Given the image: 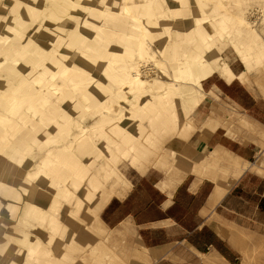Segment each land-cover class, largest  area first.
<instances>
[{"label": "bare ground", "instance_id": "1", "mask_svg": "<svg viewBox=\"0 0 264 264\" xmlns=\"http://www.w3.org/2000/svg\"><path fill=\"white\" fill-rule=\"evenodd\" d=\"M101 1L115 5L98 11ZM179 1L0 0V264H79L82 245L73 242L90 233L85 218L107 229L100 211L130 190L120 163L143 167L139 159L163 128L195 129L191 115L206 96L202 79L216 71L226 83L246 85L253 68L264 66V38L242 12L219 11L226 10L221 0H213L209 14L194 16L189 29L180 21L172 34L164 19L176 14ZM214 39L232 46L247 75L227 64L211 66L215 54L207 45ZM142 63L153 64V76L141 71ZM172 65L186 73L185 82ZM237 124L253 131L246 119ZM214 128L211 120L201 132ZM173 155L162 150L147 161L167 173ZM205 160L218 170L209 178L197 175L195 186L211 180L214 205L252 166L216 148ZM181 169L179 181L189 172ZM140 245L93 262L150 264Z\"/></svg>", "mask_w": 264, "mask_h": 264}, {"label": "rangeland", "instance_id": "2", "mask_svg": "<svg viewBox=\"0 0 264 264\" xmlns=\"http://www.w3.org/2000/svg\"><path fill=\"white\" fill-rule=\"evenodd\" d=\"M235 1L236 0H221V4L223 5V7L226 8V10L222 8L223 10L220 9L219 11H226L228 15L242 12L246 17V19L248 20V22L250 23V25L254 29H256L264 38V0H238V2ZM179 3L183 5L180 4L177 5L175 3L177 6L180 7V9L177 7L180 11L178 12L179 14L177 13L178 9L177 11H174L176 12L177 17L175 13L172 12L173 13L172 15V13L170 12L167 14L166 18L164 19L168 23L171 22L172 26L170 30L172 34H174L175 32L174 30L178 28L179 29L182 28V22H184L183 19L184 20L186 19L185 20L186 23L184 24L186 27L184 29L186 28L189 29V27L192 25L191 22L192 19H194V16L195 17L198 15L201 16V14L204 12H207V14H209L211 12L210 9L213 8L215 5L213 0H208L206 3H204L203 6L198 3V0H184L181 2L179 1ZM100 4L103 5L99 7ZM111 4L115 5V1H113V3L111 2L108 5L102 3L101 1V3H99L97 6L98 11H107V9H111L113 7ZM104 6L107 8H105ZM102 7L105 8V10H103ZM105 22L106 21H104V23ZM107 23L111 26L116 27L111 22H106L105 24ZM159 29L160 28H156V30ZM213 41L214 43H209L207 45L208 50H210V52H213V54H215V56L211 58L209 61L212 67L216 69L227 64L235 74H239L240 72L244 71V68L239 62L235 50H233L231 45H229L227 42L220 40L214 39ZM57 48L58 47H56L55 44L53 50L55 51L57 50ZM114 53L118 54L117 51L116 52L114 51ZM47 59L48 58L44 59L43 61L47 63L48 62ZM140 66H141V71L149 70L148 73H151L149 74L150 77L154 75L152 73L155 69L152 70L153 69L152 63H149V65L142 63ZM170 67L174 75L178 74L179 78L180 79L182 78L181 79L182 82H183V78H185L184 82L186 81L187 78L186 73L180 74L179 69L175 65H172ZM263 67L264 66L259 64L258 66H255V69L253 68V70L248 74L246 85L241 84L236 79L232 81L233 83L231 82L235 100L230 99L229 94H227L228 92L224 91L221 88V86L219 87L221 92L215 89L209 92L210 90L208 87L211 81H216L218 85L225 86L224 84L225 81L221 79L220 76H218L216 71L211 73L210 76L202 79L201 86L204 93L206 94V96L202 100L203 109L205 110L204 111L205 115L203 117L201 116L199 117L198 111L195 112L201 106L202 104L201 103L191 115V119H193V124L195 126V129L190 126L185 127V129H188L186 130L188 135L183 130L184 127H180V126H179L180 129L179 128L177 129V126H174L175 128L173 127V130L175 131H172V128H170L171 130L167 128L161 129V134L159 136H156L157 146L156 144L150 146L151 150L148 151L147 154L143 156L142 159H139L137 163V164H142L143 167L138 169L134 165L132 166L127 164V162L120 163L119 170L124 175L125 179L129 183H132L135 182L137 179H139L140 175L141 176L146 175L147 178L152 182L164 181L163 184H166V187L169 188L173 184H175V182H181L183 180L182 179L181 181H179V178L183 175V170L181 168L189 171L184 176H186L187 174H192L193 176L197 177V175L206 174L208 178L211 177L218 170L217 167L218 164L207 162L205 158L208 157L209 152H211L213 149V146H210L204 152L198 153L192 147L193 145L192 142L196 139L210 137L216 131V140L219 141L221 147L232 152L229 153L231 154V157L233 156V159H236L237 157H241L242 160L244 159L243 161L245 163H247L248 165H252L249 169H246L244 171L246 175L244 180V185L249 187L250 190L252 188H257L259 185H261L260 183L264 182V68ZM174 71L176 74L174 73ZM106 82H108L107 79ZM231 83H226V84H231ZM94 93L96 92L94 91ZM130 93H131L130 95H133L132 92ZM137 94H138L137 92H134L133 96ZM176 110L179 115V120L181 119L179 121L181 124L183 123V120L181 117L180 108L176 106ZM240 118L242 120L246 119V121H248V123L251 124L248 125H250L253 131H246L240 129V127H238L237 124ZM211 120L215 125L214 130L210 133V135H206V134L203 135L201 130L204 129L205 124L208 125ZM256 126L258 127L257 129ZM190 128H192L193 130ZM179 130L181 131L180 132L181 134L179 133ZM9 132L12 131L10 130ZM254 132H257L258 134L256 133L254 134ZM258 135L260 137H258ZM193 138L194 140L191 141ZM221 147L217 149L222 150L223 148ZM162 150H164L166 153L174 152V155L172 156L173 159L169 161L170 163L167 165L169 167V171L167 173L162 172L160 170H154L155 168H153L151 164L152 161H154V159L156 158L155 155H162ZM147 158H152V161H147L148 160ZM253 165L256 166L253 167ZM255 168L256 170H254ZM258 171L260 172V174ZM13 182H14V178H13ZM11 195H12L10 197L11 200L9 199L8 200L10 202L12 201L15 202V194H11ZM5 199L6 198H4V200ZM224 214L228 219V221L236 224L233 225L231 223H227L226 226L224 227L225 238H227V248L229 249L228 251L234 254V258H235L234 264H264V218L259 217L255 220L254 218L251 219L244 215L239 216L229 212H225ZM85 216L86 215L84 213L82 217L85 218ZM11 219H8V221L10 222ZM84 222L87 223L88 229L91 230L90 233H88L89 231L88 232L82 231L83 232L82 234L80 232L79 241H77V243L73 242V246L78 244L79 242H80L79 244L82 245V246L80 245L81 250L79 254L81 260L78 259L79 260L78 263L80 262L79 264L83 263L82 260L84 261V259L82 258L85 257H87V259H85L83 264H94V262L95 263L108 262L110 260V259L108 260V258H111L115 254L118 255L119 252L121 251H127L129 248L137 249L135 247H137L138 245L132 243L133 241L129 237L128 233H122L119 230L113 231V230L104 229L103 227L97 225L95 221L90 220L89 217L85 218ZM95 228L96 229L99 228V229L96 231ZM102 228L103 230H101ZM101 231L103 234L101 233ZM88 242L91 243L92 246ZM89 250L91 251V253ZM93 250L94 252H92Z\"/></svg>", "mask_w": 264, "mask_h": 264}, {"label": "crops", "instance_id": "3", "mask_svg": "<svg viewBox=\"0 0 264 264\" xmlns=\"http://www.w3.org/2000/svg\"><path fill=\"white\" fill-rule=\"evenodd\" d=\"M232 83L224 82L223 86L211 81L209 92L220 91L221 86L229 98L235 100ZM197 111L199 117L205 115L203 103ZM192 144L198 153L210 146H213L212 151L221 147L216 140V131ZM245 176L243 172L214 205L211 204L214 184L209 179H202L195 186L196 177L187 174L168 191L162 189L166 186L164 181L152 182L146 175H140L130 183V190L124 198H112L107 203L99 218L107 230L128 233L133 244H141L149 251L150 264H234V254L228 251L224 227L227 223L236 224L228 221L224 213L255 220L264 218V182L250 190L244 185Z\"/></svg>", "mask_w": 264, "mask_h": 264}]
</instances>
